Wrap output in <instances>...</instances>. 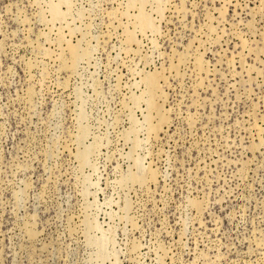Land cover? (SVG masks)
<instances>
[{"label":"rangeland","instance_id":"374dc122","mask_svg":"<svg viewBox=\"0 0 264 264\" xmlns=\"http://www.w3.org/2000/svg\"><path fill=\"white\" fill-rule=\"evenodd\" d=\"M0 264H264V0H0Z\"/></svg>","mask_w":264,"mask_h":264},{"label":"bare ground","instance_id":"6f19581e","mask_svg":"<svg viewBox=\"0 0 264 264\" xmlns=\"http://www.w3.org/2000/svg\"><path fill=\"white\" fill-rule=\"evenodd\" d=\"M139 15H140V14H139ZM143 15H144V14H143ZM143 15H141V18H142V20H144V22L147 24L146 21H147L148 19L145 20L146 16L144 17ZM145 23H144V24H145ZM72 52H73V53L75 52V49H74V48H72ZM75 53H76V52H75ZM156 75H157V74H156ZM150 76H151V77L148 76L149 78H147L146 81L149 83V86H150V88L152 89V93H151V92H150V93H151V94H154V93L156 94V92H157L156 89L158 90V86H157V83H156V77H155V76L152 77V75H150ZM150 88H149V89H150ZM151 89H150V90H151ZM155 91H156V92H155ZM153 92H154V93H153ZM157 93H158V92H157ZM155 94H154V97H155ZM152 96H153V95H152ZM154 100H155V99H154ZM151 107H153L154 110L159 111V108L157 107V105L153 104ZM164 119H165V118H164ZM157 128H158V127H157Z\"/></svg>","mask_w":264,"mask_h":264}]
</instances>
